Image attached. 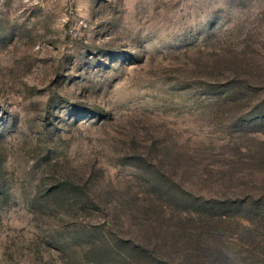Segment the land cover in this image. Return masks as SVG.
Returning <instances> with one entry per match:
<instances>
[{"label": "rangeland", "instance_id": "rangeland-1", "mask_svg": "<svg viewBox=\"0 0 264 264\" xmlns=\"http://www.w3.org/2000/svg\"><path fill=\"white\" fill-rule=\"evenodd\" d=\"M0 264H264V0H0Z\"/></svg>", "mask_w": 264, "mask_h": 264}]
</instances>
